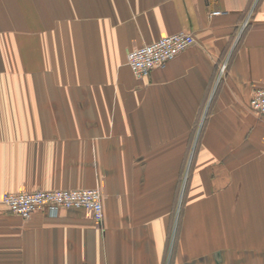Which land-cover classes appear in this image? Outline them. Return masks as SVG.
Here are the masks:
<instances>
[{
  "label": "crops",
  "instance_id": "0c3cea01",
  "mask_svg": "<svg viewBox=\"0 0 264 264\" xmlns=\"http://www.w3.org/2000/svg\"><path fill=\"white\" fill-rule=\"evenodd\" d=\"M179 32L194 43L137 80L128 52ZM258 89L264 0H0V199L103 206L0 204V264H264Z\"/></svg>",
  "mask_w": 264,
  "mask_h": 264
},
{
  "label": "built area",
  "instance_id": "2783aa9c",
  "mask_svg": "<svg viewBox=\"0 0 264 264\" xmlns=\"http://www.w3.org/2000/svg\"><path fill=\"white\" fill-rule=\"evenodd\" d=\"M215 12L214 15H219ZM248 24V18L241 31ZM194 43L191 34L179 32L157 40L156 42L127 54V64L137 80L146 79L150 72L164 68L168 62L185 51ZM226 65L219 70L217 81L225 73ZM249 109L264 116V89L255 90L250 98ZM2 204L12 214L22 220H28L33 214L45 212L48 216H57L61 210L84 211L96 224L103 221V206L101 193L98 189L74 190H37L33 192L6 193L0 199Z\"/></svg>",
  "mask_w": 264,
  "mask_h": 264
}]
</instances>
